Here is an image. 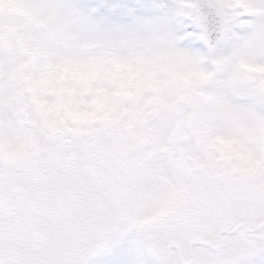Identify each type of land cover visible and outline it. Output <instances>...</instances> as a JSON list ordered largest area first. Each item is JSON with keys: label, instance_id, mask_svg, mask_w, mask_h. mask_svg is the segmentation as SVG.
<instances>
[{"label": "snow or ice", "instance_id": "1", "mask_svg": "<svg viewBox=\"0 0 264 264\" xmlns=\"http://www.w3.org/2000/svg\"><path fill=\"white\" fill-rule=\"evenodd\" d=\"M0 264H264V0H0Z\"/></svg>", "mask_w": 264, "mask_h": 264}, {"label": "rangeland", "instance_id": "2", "mask_svg": "<svg viewBox=\"0 0 264 264\" xmlns=\"http://www.w3.org/2000/svg\"><path fill=\"white\" fill-rule=\"evenodd\" d=\"M86 9L93 19H113L124 16L128 8L143 5L150 0H72Z\"/></svg>", "mask_w": 264, "mask_h": 264}]
</instances>
